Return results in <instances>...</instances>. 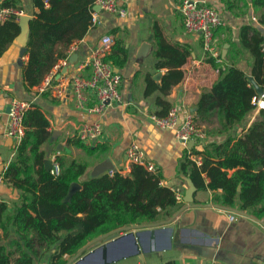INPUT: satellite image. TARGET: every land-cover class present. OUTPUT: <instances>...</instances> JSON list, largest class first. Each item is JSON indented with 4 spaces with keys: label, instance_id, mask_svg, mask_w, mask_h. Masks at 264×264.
Instances as JSON below:
<instances>
[{
    "label": "trees",
    "instance_id": "trees-1",
    "mask_svg": "<svg viewBox=\"0 0 264 264\" xmlns=\"http://www.w3.org/2000/svg\"><path fill=\"white\" fill-rule=\"evenodd\" d=\"M17 3V0H4L2 7L21 9ZM33 3L28 60L22 66L27 88L39 85L57 62L67 56L70 45L86 36L94 21L95 0H33ZM253 5L262 8L264 0H253ZM259 23L264 26V13ZM20 33L21 26L15 16L0 22V57ZM240 40L252 56L251 73L247 74L236 63L227 64L212 87L202 91L196 108L200 123L207 125L217 118L218 131L227 136L221 142H202L197 148L192 147V154L200 156L202 162L199 165L186 155L183 168L200 189H222L217 198L220 203L234 206L239 199L241 209H253L261 217L264 214V109L259 110L261 120L244 127L240 133H235V129L256 109L252 99L258 92L249 76L264 89V31L253 24L244 25ZM155 41L156 67H168V70L160 82L152 77L146 79L144 95L161 92L162 96L155 100L159 108L156 114L164 116L172 106L164 97L184 78L180 67L190 50L169 43L158 28ZM107 59L119 68L126 65L129 53L120 40ZM211 60L216 66L215 59ZM23 124L26 134L17 146L15 160L5 172V179L20 190L19 204L10 210L8 201L0 202V228L13 225L19 239L3 244L0 235V264H36L47 255L49 264H66L65 255H76L100 234L173 215L180 202L177 191L163 185L158 173L134 164L128 175L116 171L113 175L105 172L81 179L89 163L84 159L60 158L62 173L55 176L45 163L44 146L51 136L49 116L32 103ZM69 143L85 146L76 138L69 139ZM98 145L86 148L94 153ZM203 175L209 178V183H205ZM73 182L80 183L81 188L64 202Z\"/></svg>",
    "mask_w": 264,
    "mask_h": 264
},
{
    "label": "crops",
    "instance_id": "crops-1",
    "mask_svg": "<svg viewBox=\"0 0 264 264\" xmlns=\"http://www.w3.org/2000/svg\"><path fill=\"white\" fill-rule=\"evenodd\" d=\"M3 1L0 0V10L3 8ZM17 1V6L22 7L31 19L35 12L33 0ZM200 1H206L216 7L226 21L215 33L224 68L229 63H236L244 72L250 74L252 56L241 44V29L244 25L253 24L264 31V26L259 23L264 7L256 8L253 0ZM180 2L181 0H122L128 11L126 17L94 10L90 31L67 49L68 51L72 46L75 47L72 56L77 65L85 63L92 47L103 40L111 41L112 48L120 40L128 50L129 59L126 65L123 68L116 66L123 75L120 86L122 102L108 109L102 116L77 111L71 97L65 101L57 97L53 90L39 93L37 85L26 87L22 66L28 60L29 29L24 40L20 33L0 57V173H5L15 160L18 146L7 134L8 107L11 101L21 99L31 104L36 103L51 121V136L44 146L45 161H52L57 152H60L57 154L59 161L60 158L67 161L74 158L84 159L89 163V167L81 179H87L94 176L92 173L96 165L107 158L112 159L115 168L120 167L126 159L125 151L129 144L137 142L156 165L158 174L162 177V184L177 191L180 202L172 216L159 221L144 220L137 223L145 227L174 226L171 248H162L166 242L165 235L162 234L156 242H152L153 251H147L144 260L132 255L110 264H208L211 261L218 264H264V214L258 217L253 209H241L239 199L234 206L220 203L217 198L222 194V189H200L183 168L186 155H189L191 160L200 156L192 154L191 148L177 139L173 129L161 128L150 118L159 109L155 100L162 94L156 91L150 96H145L146 79H155L154 76L161 73V77L155 79L160 82L168 70V67H156L157 58L154 51L157 28L169 43L190 50L186 62L180 67L184 71V78L164 97L172 106H179L182 113H196L202 91L211 88L219 74L216 69L220 63L213 65V57L204 49L203 38L185 30L182 15L178 10ZM254 18L258 21H254ZM18 21L20 23L21 20ZM53 70L55 71L54 67ZM84 73L87 75L89 69ZM96 119L100 120L104 128L103 136L96 143H99L96 152L90 153L86 148L96 144L84 143L85 146H78L69 143V139H75L71 135L82 122H93ZM261 119L259 110L254 109L247 114L244 122L238 125L235 133H240L244 127H249ZM217 127V123L209 127L204 142H221L226 138L227 133L217 131ZM199 144L193 147L197 148ZM233 171L234 169L230 170L229 174ZM203 177L205 183H209V178L206 175ZM191 188L194 189L193 200L189 202L185 200V196ZM0 193L8 201L10 210L19 204L20 190L12 187L6 179L0 181ZM261 205L260 203L259 206ZM231 214L235 215L234 220L230 219ZM0 235L3 244L19 239L13 225L6 229L0 228ZM88 251L89 249L85 250L83 254ZM73 257L74 255H65L66 264ZM49 260L47 255L43 261H36V264H49Z\"/></svg>",
    "mask_w": 264,
    "mask_h": 264
},
{
    "label": "built area",
    "instance_id": "built-area-1",
    "mask_svg": "<svg viewBox=\"0 0 264 264\" xmlns=\"http://www.w3.org/2000/svg\"><path fill=\"white\" fill-rule=\"evenodd\" d=\"M95 6L99 7L96 11H102L109 15L126 17L128 14L122 0H95ZM178 10L182 15L185 30L190 34L200 35L203 38L205 51L216 62L220 63L216 71L219 72L224 69L218 38L215 34L218 28L225 25L226 21L223 14L208 2L200 0H181ZM25 15L26 12L23 9L15 7H3L0 10L1 21L12 16L20 20ZM254 21H258L257 18H254ZM74 48L72 46L67 51V56L61 59V62H57L54 66L55 71L51 70L47 74L45 79L37 85V90L39 93L53 90L57 97L65 101L71 97L77 111L87 115L102 116L108 109L122 102L120 86L123 82V75L120 69L107 59L112 50V42L109 40L98 42L92 47L88 60L80 65L75 64V61L71 59ZM65 67L68 70L63 73L62 69ZM84 69H89L87 75L84 73ZM252 102L256 109H264V93L255 95ZM30 106L29 101L21 99H14L10 104L7 134L18 144L26 134L23 118ZM150 118L161 128L173 129L177 139L185 145L190 140L203 141L207 138V133L201 125L198 115L194 112L182 113L177 105H173L164 116L153 114ZM103 134V125L99 119H96L93 122H82L71 136L87 145H94ZM57 154L53 156L51 161V172L55 176L62 173V164ZM125 157L126 159L120 167L110 169L107 172L113 175L119 171L127 175L131 172L133 165L138 164L152 173H158L156 165L148 158L144 149L137 142L129 144L125 151ZM194 161L200 165L202 158L195 157ZM3 179H5V173L1 172L0 181ZM4 200L6 201L0 193V202ZM230 219L234 220L235 215L231 214ZM208 264L218 263L211 261Z\"/></svg>",
    "mask_w": 264,
    "mask_h": 264
},
{
    "label": "water",
    "instance_id": "water-1",
    "mask_svg": "<svg viewBox=\"0 0 264 264\" xmlns=\"http://www.w3.org/2000/svg\"><path fill=\"white\" fill-rule=\"evenodd\" d=\"M95 10L99 7L95 6ZM21 35L22 39H25V34L29 29V16H22L20 18ZM74 56L71 57L72 61ZM67 68L63 69V73L67 72ZM60 74L58 75V77ZM161 73H157L154 78L159 79ZM249 79L255 86L258 94H263L264 89H262L254 77L249 76ZM10 111V106L8 107V112ZM204 141L190 140L187 145L189 148L202 143ZM46 168L51 169V160L47 159L45 161ZM110 169H115V165L112 159L107 158L98 165L93 170V175L98 176L102 173L107 172ZM81 188V184L78 182H73L70 185L69 191L66 197L63 199L64 202L68 201L77 190ZM193 188L189 189L186 193L185 200L192 201ZM123 232V234H120ZM164 234L166 242L162 245V248H171L174 236V226H148L137 224L128 225L120 228H116L107 233L99 235L84 245L72 259L68 261L67 264H110L111 262L120 260L121 258L129 257L132 255H137L141 260H144V254L147 251H153L152 242H156L160 235ZM89 251L85 254L84 251Z\"/></svg>",
    "mask_w": 264,
    "mask_h": 264
},
{
    "label": "rangeland",
    "instance_id": "rangeland-1",
    "mask_svg": "<svg viewBox=\"0 0 264 264\" xmlns=\"http://www.w3.org/2000/svg\"><path fill=\"white\" fill-rule=\"evenodd\" d=\"M214 123H217V125H218V127H217V131L219 130V124H218V120H217V118H213V121L210 123V124H207L206 125V127H204V124H202L203 125V128H204V130H205V132L208 134V132H209V127L212 125V124H214ZM215 127V126H214ZM212 129H214V128H212Z\"/></svg>",
    "mask_w": 264,
    "mask_h": 264
}]
</instances>
